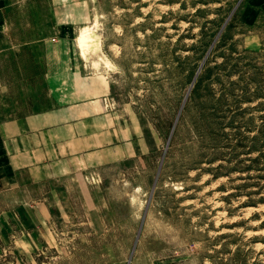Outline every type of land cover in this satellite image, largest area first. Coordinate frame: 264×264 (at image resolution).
Masks as SVG:
<instances>
[{
  "label": "rangeland",
  "instance_id": "rangeland-1",
  "mask_svg": "<svg viewBox=\"0 0 264 264\" xmlns=\"http://www.w3.org/2000/svg\"><path fill=\"white\" fill-rule=\"evenodd\" d=\"M0 264H264V0H0Z\"/></svg>",
  "mask_w": 264,
  "mask_h": 264
},
{
  "label": "bare ground",
  "instance_id": "bare-ground-1",
  "mask_svg": "<svg viewBox=\"0 0 264 264\" xmlns=\"http://www.w3.org/2000/svg\"><path fill=\"white\" fill-rule=\"evenodd\" d=\"M89 38L90 37H88L86 32H82L77 38V47L80 51V54L83 56H84L85 51H87L86 48H87Z\"/></svg>",
  "mask_w": 264,
  "mask_h": 264
}]
</instances>
